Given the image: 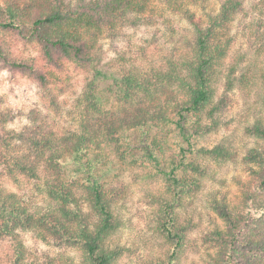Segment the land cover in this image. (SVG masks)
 <instances>
[{
  "label": "rangeland",
  "instance_id": "374dc122",
  "mask_svg": "<svg viewBox=\"0 0 264 264\" xmlns=\"http://www.w3.org/2000/svg\"><path fill=\"white\" fill-rule=\"evenodd\" d=\"M68 1L71 4L81 2ZM222 1L144 0L142 10H131L113 29L106 28L102 33L98 63L101 74L96 79L93 71L67 60H63L60 67L45 63L35 41L24 39L15 32L0 33V39L12 57L32 59L40 69L53 72V78L42 86L33 77L0 60V110H9L12 115L4 123L6 129L21 131L34 127L39 135L50 131L61 137L78 131L82 122L121 126L96 153L95 177L101 182L116 167L113 159L120 162L131 157L129 167L141 169L131 176L133 183L141 178L159 181L153 184L152 193L145 194L151 195V200L138 195L127 205L115 209L117 228L109 241L111 246L120 248L121 253L114 264H134L140 258L136 238L128 230L119 231L121 226L131 225L134 219L152 233L153 249L159 253L145 264H161L166 260L168 243L157 230L158 197H171L169 166L171 160L177 162L180 159L181 151L185 155L183 160H196L198 168L180 167L178 174L196 176L200 184L191 192L182 193L176 207L180 220L190 223L185 246L175 264H211L210 256L215 255V247L208 236L215 225L223 226L212 202L224 200L230 206L238 207L243 192L241 184L256 178L255 172L260 169L259 160L252 157V151L264 154V138L253 130L256 122L264 125V0H244L242 10L230 23L226 36L230 42L219 66L212 100L213 104L219 105L214 121L212 116H205L202 126L206 127L200 134L193 132L192 121L187 117L169 115L163 122L169 147L163 170L159 158L153 159L158 149L160 124L144 128L124 126L138 114L139 108L154 112L157 97L166 102L172 95H181L174 85L167 83L166 73L172 66H179L189 53L196 24H204L206 17L215 13ZM2 2L0 0V4ZM128 74L151 80L150 91L155 99L143 92L126 96L120 87V79ZM91 95H97L98 102H94ZM179 126L191 135L189 142ZM14 144L17 146L19 142L15 140ZM214 146H221L222 152L215 155L201 153ZM89 157L94 158V154ZM83 175L80 172L76 180L82 181ZM41 181L23 175L13 179L0 173V187L30 196L36 204L46 206L45 195L39 190ZM82 208L89 210L85 202ZM128 213L131 214L126 217ZM18 232L26 247L27 262L68 264L67 253L72 264H86L76 245L53 238L40 239L31 230ZM12 254L11 239L1 238L0 264H9Z\"/></svg>",
  "mask_w": 264,
  "mask_h": 264
},
{
  "label": "trees",
  "instance_id": "16d2710c",
  "mask_svg": "<svg viewBox=\"0 0 264 264\" xmlns=\"http://www.w3.org/2000/svg\"><path fill=\"white\" fill-rule=\"evenodd\" d=\"M80 1L71 4L68 0H3L0 4V33L15 32L24 39L35 41L45 63L60 67L62 61L67 60L77 67L93 71L96 79L101 74L98 63L102 33L106 28L113 29L131 10H142L144 0ZM243 2L223 0L218 10L206 17L204 24H196L189 53L185 54L179 66H172L165 77L181 95H172L166 102L156 96L154 112L149 108H139L137 115L121 125L125 128L158 126L167 121L169 115H177L192 121L193 132L200 134V130L205 129L202 119L212 116L213 120L219 110V105L212 103L215 83L230 42L226 37L230 23L242 10ZM0 60L8 67L33 77L42 86L53 78L52 71L40 69L32 59L12 57L2 39ZM152 84L149 79L131 74L120 79V87L126 96L143 92L155 99L150 91ZM91 96L94 102H98L97 95ZM11 116L9 110H0V173L13 179L23 175L42 180L39 190L44 193L47 205L36 204L30 196L0 187V239H11L13 254L9 264H33L26 261V247L19 230H31L40 239L53 238L78 246L86 264H114L121 249L111 246L109 238L117 228V222L113 228L110 215L103 224L97 221L101 226L97 234L90 232L86 225L98 215L94 207L100 200V182L93 170L94 162L98 161L96 153L121 126L82 122L78 131L57 137L50 131L39 135L34 127L8 130L4 123ZM179 128L189 142L191 135L187 134V129ZM253 130L264 138L263 124L256 122ZM15 140L19 142L18 147ZM222 150L221 146H214L201 153L215 155ZM89 154H94V158ZM179 156L180 159L177 162L171 160L169 166L171 197H158L157 230L168 243L166 260L161 264H175L185 246L190 222L180 220L176 207L182 193L191 192L200 184L196 176L178 174L180 167L198 168L196 160H183V151ZM252 157L258 158L260 169L255 172L256 178L241 184L240 205L230 206L224 200L212 202L223 226L215 225L208 236L215 247V255L210 256L211 264H264V154L252 151ZM80 172L84 175L78 182L76 177ZM83 202L88 211L83 210Z\"/></svg>",
  "mask_w": 264,
  "mask_h": 264
},
{
  "label": "clouds",
  "instance_id": "9594fccd",
  "mask_svg": "<svg viewBox=\"0 0 264 264\" xmlns=\"http://www.w3.org/2000/svg\"><path fill=\"white\" fill-rule=\"evenodd\" d=\"M249 103H251L249 101ZM159 135L157 137L159 144L156 150V156L153 158H159L160 168L163 170L165 167V161L168 158L169 147L167 138V129L163 123L159 125ZM127 159L116 162L113 159V163L116 167L112 169L107 177L101 180L99 185V203L95 202V209L98 215L94 220L89 222L86 226L90 232H95L97 234L98 226L97 221L103 222L108 219L109 215L111 217V223L113 228L116 227L115 209L119 208L120 205H127L136 196H143L145 200H151V195H145L153 192V184H158L159 181L154 178L153 181H146L143 178L138 179L135 183L132 182L131 176L136 175L141 171L140 168H132L128 165ZM148 171V169H144ZM156 207V205H153ZM131 213L126 214L130 215ZM125 217V218H126ZM128 230L136 238V246L140 248L139 259L134 261V264H145L146 261L153 260L159 253L153 249L154 238L151 232L143 228V225L138 220H133L131 225H123L120 227L119 231ZM65 257L68 259V264H72V258ZM59 264V262H58Z\"/></svg>",
  "mask_w": 264,
  "mask_h": 264
}]
</instances>
